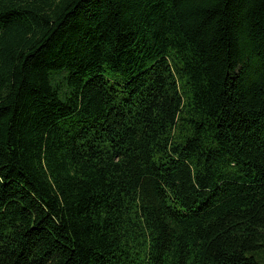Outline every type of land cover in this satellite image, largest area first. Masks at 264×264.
<instances>
[{
    "label": "trees",
    "instance_id": "trees-1",
    "mask_svg": "<svg viewBox=\"0 0 264 264\" xmlns=\"http://www.w3.org/2000/svg\"><path fill=\"white\" fill-rule=\"evenodd\" d=\"M0 264H264V0H0Z\"/></svg>",
    "mask_w": 264,
    "mask_h": 264
}]
</instances>
